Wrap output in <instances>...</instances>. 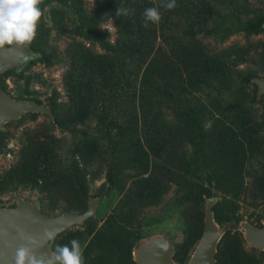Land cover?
I'll use <instances>...</instances> for the list:
<instances>
[{
    "label": "rangeland",
    "instance_id": "374dc122",
    "mask_svg": "<svg viewBox=\"0 0 264 264\" xmlns=\"http://www.w3.org/2000/svg\"><path fill=\"white\" fill-rule=\"evenodd\" d=\"M237 1L243 8L242 12L231 13L227 0L211 1L212 7L223 9L219 22L222 25L216 32L199 33L194 38L183 35V28L188 21L187 17L193 16V10L202 5L200 0H176L177 6L172 10L165 9L161 5L159 7L162 18L157 25L159 30L166 33L167 40H176L180 49L184 46L199 47L201 62L211 67L217 62L224 63L227 70L223 83L215 79L210 82L202 81L194 76L189 79L190 81L185 82L186 89L178 90L173 97L163 93L157 99L150 97L146 102V108L150 112L149 119L163 121L166 126L163 136L167 137V134L171 133L170 138L175 139L173 166L178 171L180 181L182 178L186 181L173 183L158 204L144 207L137 216L142 224L143 242L165 236L170 240L172 253L181 250L180 244L194 237L197 226L201 221L204 223L201 217L205 215L207 206V200L198 203L191 192L190 177L193 178V172H186V168L188 162L192 164L195 160L197 148L188 137L190 132L182 116L174 110L172 98H180L186 104L185 108H190L193 110L192 114L203 120L206 130L213 129V136L220 137L222 141L228 139L229 133L234 130L249 148L264 147V125H262L264 94H259L255 82L256 78L264 77V71L259 70L263 67L261 62L264 57V31L255 33L247 30L249 24L264 19V0ZM94 2L95 0H43L40 5L43 15L39 22L41 25L37 28V37L28 44L29 49L35 54L34 57L30 58L22 69L15 68V71L6 74L13 69L8 68L1 73V75L6 74L8 86L6 94L15 99L37 98L52 108L54 117L43 112H28L18 119H6L0 126V209L15 207L16 197L21 196L32 202L39 200L43 212L51 216L67 211L66 201L60 200V205L55 204L54 207L55 196H51L48 192H40L37 188L26 187L17 181L7 184L6 189L3 187L7 172L20 163L24 147L32 134L37 133L40 134L41 139H49L51 145L57 144L63 160H66L68 149L73 143L84 135L97 137L102 146L101 157L93 164L95 168L101 170L100 178L90 181L87 194L77 200L80 210L77 212H81L88 206L90 198L101 196L95 215L84 224L74 225L59 234L51 242L52 251L57 242L62 241L70 232L86 231L90 227H94L96 231L101 227L104 218L143 172L140 163L146 156L144 152L147 151L145 146H141L140 152L135 154L132 142L127 141L128 137L121 136L114 130L107 132L106 125L101 124L98 118L100 109L83 122H69L75 105L71 100L68 80L77 79L80 69L76 62L79 58L83 59L82 46L96 54L106 53L97 41L82 38L77 29L80 8L91 10ZM187 7L191 8L189 12L186 10ZM101 26L110 30V39L114 42L117 38L114 20L108 19ZM161 37L159 42H163ZM32 44L35 48H32ZM256 71L259 76L248 80L247 77ZM136 78L127 69L118 82L116 79L113 81V86L103 88L99 84L100 91L108 94L100 95L98 105L104 101L108 103L111 99L109 105H117L113 108L114 117L121 120L129 118L127 105L135 90L134 85L138 83L140 86L141 77L137 80ZM176 101L179 102V99ZM238 102L241 105L232 106V103ZM255 122L261 124L260 137L247 135L251 130L246 131V124L251 127ZM208 144L206 143L207 150L210 145ZM123 150L125 153L122 152ZM165 153L166 150L164 156ZM112 155L117 158L113 165H111ZM191 164L190 170H192ZM110 170L117 174L115 183L110 182ZM149 174L150 172L142 176L147 177ZM262 176H264V153L255 154L245 163L244 189L240 197L236 198L232 194L224 193L219 188L214 189L215 202H219L224 212L230 211L234 214L231 221L219 225L221 236L218 247L224 242L226 233L231 231L232 234L238 232L244 238L248 251H262L260 247L252 245L245 239L243 227L244 222L264 226V198H255V190ZM196 180L203 182L201 178ZM65 185L70 187L69 184ZM122 185H125V189L121 188ZM92 235L84 232L85 240L81 244L82 248L87 245Z\"/></svg>",
    "mask_w": 264,
    "mask_h": 264
},
{
    "label": "trees",
    "instance_id": "16d2710c",
    "mask_svg": "<svg viewBox=\"0 0 264 264\" xmlns=\"http://www.w3.org/2000/svg\"><path fill=\"white\" fill-rule=\"evenodd\" d=\"M200 1L202 5L193 10V16L187 17L188 21L183 28V35L190 38L199 33L216 32L222 25L219 22L223 9L214 8L210 3L222 0ZM227 1L231 13L242 12L243 8L238 5L237 0ZM162 3L164 0H95L91 10L80 8L78 12L79 35L86 40L97 41L106 53L96 54L82 46L83 59L79 58L80 60L76 62L80 69L77 79L68 80L71 100L75 105L69 122H83L100 109L98 118L101 124L106 125L107 132L114 130L121 136L128 137L127 141L132 142L135 154L140 152L141 146L147 149L144 152L146 156L140 163L143 172L104 218L101 227L96 231L94 227H90L86 231L70 232L62 241L57 242V245L70 246V241L77 239L83 244L84 232L93 234L83 248L85 264H137L133 250L144 238L142 224L137 215L144 207L158 204L173 183L186 181L185 178L180 181L178 171L173 166L175 139L170 138L171 133L167 134L168 138L163 136L166 132L163 121L149 119L147 100L150 97L157 99L163 93L173 97L178 90L186 89L185 82L194 76L202 81L210 82L215 79L223 83L227 73L224 63L217 62L211 67L201 62L199 47L184 46L180 49L176 40L166 39V33L159 30L157 24L149 23L148 27H144L142 16L144 10L148 7L159 8ZM118 7L134 11H130L127 16L119 17L116 15ZM190 9L186 8L188 12ZM108 19H113L116 23L117 38L114 42L110 39V30L101 26ZM247 30L255 33L264 31V19L249 24ZM160 37L164 43L159 42ZM32 48H35L34 44ZM261 63L263 67L259 70L264 71V57ZM14 69L6 74L15 71ZM127 69L131 75L137 77L136 80L140 77L141 80L140 86L138 83L134 85L135 90L127 105L129 118L121 120L114 117L113 108L117 105H109L111 99L108 103L104 101L98 105L100 95L108 94V92L103 94L98 86L99 84L103 88L113 86V81L116 79L118 82ZM6 74L0 75V87L5 92L8 91ZM257 76L258 71L249 75L247 79L252 80ZM34 99L41 102L37 98ZM178 99L179 102L176 101ZM172 101L174 110L182 116L190 132L189 139L197 148L195 160L192 164L188 162L186 168V172H193L190 187L194 199L198 203L205 202L206 197L215 196L216 188L236 198L240 197L244 189V165L255 154L264 153V147L249 148L234 130L229 133L228 139L222 141L220 137L213 136V129L206 130L203 120L192 114L193 110L185 108L186 104L180 98H172ZM239 105H241L239 102L232 103V106ZM260 125L256 122L251 127L246 124V131L251 130L247 135L260 137ZM206 143L210 144L208 150ZM122 152L125 153L124 150ZM101 154L102 146L99 139L84 135L73 143L68 149L66 160H63L57 144L51 145L49 139H41L37 133L32 134L24 147L20 163L7 172L3 187L6 189L7 184L17 181L26 187H34L40 192H48L55 196L54 207L55 204L60 205L59 201L63 200L66 201L65 209L80 211L77 200L87 194L90 181L100 178L101 170L95 168L93 164ZM116 159L115 155H112L111 165L115 164ZM190 164L192 170L189 168ZM148 172L150 174L147 177L142 176ZM109 175L110 182L115 183L117 174L110 170ZM198 178L203 182L196 180ZM259 179L255 198H264V176ZM65 184H69L70 187H66ZM121 188L125 189V185ZM71 189L73 191H70ZM214 213L216 221L221 226L234 218L230 211L224 212L219 202L214 205ZM204 216L203 214L201 220ZM203 229L204 223L201 221L194 232V237L180 244L181 250L173 253L178 264L188 262ZM216 258L217 264H264V251H248L244 238L238 232L232 234L228 231L224 236V242L219 244Z\"/></svg>",
    "mask_w": 264,
    "mask_h": 264
},
{
    "label": "water",
    "instance_id": "95a60500",
    "mask_svg": "<svg viewBox=\"0 0 264 264\" xmlns=\"http://www.w3.org/2000/svg\"><path fill=\"white\" fill-rule=\"evenodd\" d=\"M29 45L5 46L0 49V75L8 68L22 69L34 57ZM260 95L264 94V77L255 79ZM28 112H43L54 117L52 108L35 99H15L0 87V126L6 119H18ZM17 205L9 209H0V264H14L15 250L26 239L32 237L37 254H47L52 251L51 242L59 234L77 224H84L95 215L96 207L101 202V196L90 198L86 210L82 212L65 211L51 216L42 210L39 200L32 202L21 196L16 197ZM207 206L204 216V229L190 259L186 264H217L218 242L221 236L219 223L215 219L213 197H206ZM245 239L264 251V226L244 222ZM52 232V238L46 232ZM142 238L134 247L133 255L137 264H178L173 257L169 238L161 236L143 242ZM42 245V246H41ZM135 249L138 250L137 256Z\"/></svg>",
    "mask_w": 264,
    "mask_h": 264
},
{
    "label": "clouds",
    "instance_id": "9594fccd",
    "mask_svg": "<svg viewBox=\"0 0 264 264\" xmlns=\"http://www.w3.org/2000/svg\"><path fill=\"white\" fill-rule=\"evenodd\" d=\"M42 3L43 0H0V49L29 44L34 40L43 15ZM161 6L172 10L177 6L176 0H167ZM130 11L134 10L118 7L116 15L127 16ZM142 16L144 27H148L149 23L157 24L162 18L158 7L146 8ZM46 236L52 238L53 233L48 231ZM21 237L28 243L21 244L15 250L14 264H85L83 248L77 239H72L70 246L57 245L50 253L37 254L33 247L35 239L25 237L23 233Z\"/></svg>",
    "mask_w": 264,
    "mask_h": 264
},
{
    "label": "bare ground",
    "instance_id": "6f19581e",
    "mask_svg": "<svg viewBox=\"0 0 264 264\" xmlns=\"http://www.w3.org/2000/svg\"><path fill=\"white\" fill-rule=\"evenodd\" d=\"M137 253H138V250H137V249H135V254H136V256H137Z\"/></svg>",
    "mask_w": 264,
    "mask_h": 264
}]
</instances>
